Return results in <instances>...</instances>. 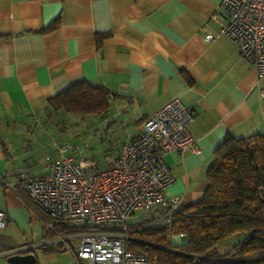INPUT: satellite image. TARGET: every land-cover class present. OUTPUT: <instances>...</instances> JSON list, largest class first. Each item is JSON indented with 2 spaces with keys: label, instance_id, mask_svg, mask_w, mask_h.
Returning <instances> with one entry per match:
<instances>
[{
  "label": "crops",
  "instance_id": "obj_1",
  "mask_svg": "<svg viewBox=\"0 0 264 264\" xmlns=\"http://www.w3.org/2000/svg\"><path fill=\"white\" fill-rule=\"evenodd\" d=\"M220 2L0 0V208L12 224L8 234L0 228V256L32 252L17 250L33 243L10 237L27 209L15 188L25 172L46 174L45 156L58 154L36 135V123L48 99L70 84L87 80L108 89L107 115L125 119L132 135L175 97L191 110L198 152L164 155L174 176L166 193L180 195L182 205L201 198L206 168L226 134L264 133V95L238 43L219 32ZM206 32L214 34L209 42ZM46 248L52 263L63 264L62 247Z\"/></svg>",
  "mask_w": 264,
  "mask_h": 264
},
{
  "label": "built area",
  "instance_id": "obj_2",
  "mask_svg": "<svg viewBox=\"0 0 264 264\" xmlns=\"http://www.w3.org/2000/svg\"><path fill=\"white\" fill-rule=\"evenodd\" d=\"M219 7L224 15L219 32L238 43L241 58L254 67V85L263 96L264 0H221ZM213 38L211 32L204 35L207 42ZM192 118L179 98L171 99L147 116L138 133L124 140L103 164L82 154L77 144L61 141L56 146L53 141L58 154L45 156L47 173L31 176L25 172L19 182L48 217L40 216L45 225L43 238L17 251L60 246L72 253L75 264H151L146 252L129 248L131 242L143 240L128 230L171 226L182 201L180 195L166 193L174 176L164 155L171 150L198 152L189 132ZM6 223V212L0 208V228ZM48 231L54 235H47ZM182 236L168 229V246L151 244L196 258L179 249Z\"/></svg>",
  "mask_w": 264,
  "mask_h": 264
},
{
  "label": "trees",
  "instance_id": "obj_3",
  "mask_svg": "<svg viewBox=\"0 0 264 264\" xmlns=\"http://www.w3.org/2000/svg\"><path fill=\"white\" fill-rule=\"evenodd\" d=\"M111 96L100 85L78 81L48 99L44 113L54 118L61 111L74 116L104 117L111 108ZM205 176L208 184L201 198L181 205L169 228H130L128 233L143 241L131 242L129 248L146 252L151 264H264V133L245 137L226 134L215 148ZM15 190L27 207L48 219L20 183ZM168 229L181 232L187 242L179 249L197 257L151 244L168 246ZM237 233L241 238L219 252L218 244ZM47 235L53 236L54 232L48 231Z\"/></svg>",
  "mask_w": 264,
  "mask_h": 264
},
{
  "label": "rangeland",
  "instance_id": "obj_4",
  "mask_svg": "<svg viewBox=\"0 0 264 264\" xmlns=\"http://www.w3.org/2000/svg\"><path fill=\"white\" fill-rule=\"evenodd\" d=\"M118 117V116H117ZM40 120L36 123L39 127L36 135L47 141L52 149L54 146L52 141H55L56 146L61 141H67L70 144H77L82 149V154L91 157L96 162L103 164L106 157L113 155L117 152L120 144L131 138L134 127L128 126L127 121H119L118 118H111L110 114L102 117L96 116H74L72 114H65L62 111L54 118L46 116L45 113L39 117ZM117 120V121H116ZM140 122V120H138ZM126 124V125H125ZM28 127L27 129H32ZM5 143V137L3 136ZM48 164V162L46 161ZM128 221H131L129 219ZM12 224L8 223L2 230L3 233L8 234V230ZM17 232L11 234V238L16 241L22 240L29 243L43 238V230L45 228L44 222L41 217L34 212L31 207L24 209L23 215L16 219ZM42 235V237H41ZM241 238V234L237 233L225 240H222L217 249L219 252H224L231 244L236 243ZM40 239V240H41ZM39 240V241H40ZM38 241V242H39ZM186 237L183 235L178 247L183 248L186 245ZM4 248L0 246V254ZM45 249L43 246H33L30 251L35 256V262L32 264H59L60 261L52 263L47 256H45ZM25 251V250H24ZM61 262L63 264H74L75 260L69 250H64ZM0 264H13L8 262L7 258L0 256Z\"/></svg>",
  "mask_w": 264,
  "mask_h": 264
},
{
  "label": "water",
  "instance_id": "obj_5",
  "mask_svg": "<svg viewBox=\"0 0 264 264\" xmlns=\"http://www.w3.org/2000/svg\"><path fill=\"white\" fill-rule=\"evenodd\" d=\"M8 262L13 264H32L35 262V256L32 252L26 253H10L7 257Z\"/></svg>",
  "mask_w": 264,
  "mask_h": 264
}]
</instances>
